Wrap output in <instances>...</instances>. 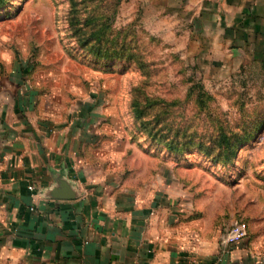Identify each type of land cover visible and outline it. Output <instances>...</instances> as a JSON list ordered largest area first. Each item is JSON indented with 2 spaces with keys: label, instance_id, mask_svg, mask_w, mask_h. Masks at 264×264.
I'll return each instance as SVG.
<instances>
[{
  "label": "rangeland",
  "instance_id": "rangeland-1",
  "mask_svg": "<svg viewBox=\"0 0 264 264\" xmlns=\"http://www.w3.org/2000/svg\"><path fill=\"white\" fill-rule=\"evenodd\" d=\"M252 42L223 37L217 52L193 10L162 0H0V118L21 105L62 120L89 101L102 141L171 166L193 219L221 223L224 254L245 243L263 260L264 42Z\"/></svg>",
  "mask_w": 264,
  "mask_h": 264
},
{
  "label": "crops",
  "instance_id": "crops-1",
  "mask_svg": "<svg viewBox=\"0 0 264 264\" xmlns=\"http://www.w3.org/2000/svg\"><path fill=\"white\" fill-rule=\"evenodd\" d=\"M162 1L193 10L217 52L223 37L264 42V0ZM85 105L62 120L2 111L0 264H264L245 243L224 254L221 223L193 219L171 166L102 141Z\"/></svg>",
  "mask_w": 264,
  "mask_h": 264
},
{
  "label": "water",
  "instance_id": "water-1",
  "mask_svg": "<svg viewBox=\"0 0 264 264\" xmlns=\"http://www.w3.org/2000/svg\"><path fill=\"white\" fill-rule=\"evenodd\" d=\"M68 191V190H67Z\"/></svg>",
  "mask_w": 264,
  "mask_h": 264
}]
</instances>
